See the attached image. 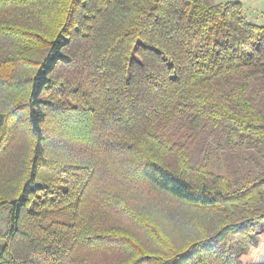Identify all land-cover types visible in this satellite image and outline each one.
<instances>
[{
  "label": "trees",
  "instance_id": "1",
  "mask_svg": "<svg viewBox=\"0 0 264 264\" xmlns=\"http://www.w3.org/2000/svg\"><path fill=\"white\" fill-rule=\"evenodd\" d=\"M146 193L198 234L154 230ZM259 223L264 26L240 1L0 0V264H93L122 243L116 264H243Z\"/></svg>",
  "mask_w": 264,
  "mask_h": 264
},
{
  "label": "rangeland",
  "instance_id": "2",
  "mask_svg": "<svg viewBox=\"0 0 264 264\" xmlns=\"http://www.w3.org/2000/svg\"><path fill=\"white\" fill-rule=\"evenodd\" d=\"M211 1L213 3H225L230 0ZM237 1L242 3L249 22L259 26H264V0ZM143 198H145V201L141 204V210L147 214V217L150 218V226L154 228V224L159 227L174 243L181 244L186 239L194 237L198 234V232H196L198 229L186 222V215L193 213V216H195L193 211L189 212L190 210L188 207L177 202H173L160 193H157L156 196L146 193ZM196 218L200 217L196 216ZM199 221L202 224H205V227L208 230V227L211 223H213V218L211 220H198V222ZM201 223H199V225H201ZM113 224L124 228L128 234L132 235L135 241L140 243V247L145 250L150 252L162 251L158 241L156 242V239H153L154 236H152V234L142 225L139 226L128 216L125 217L118 211L114 212ZM154 230L156 229L154 228ZM257 233L259 239L258 245L250 247L248 252L239 256L243 264H259V258L263 257L258 254L260 248L264 246V223H259L257 225ZM129 249H131L129 246L122 243L112 252L91 255V259H95L93 264H116L118 260L123 258L126 254H129Z\"/></svg>",
  "mask_w": 264,
  "mask_h": 264
},
{
  "label": "bare ground",
  "instance_id": "3",
  "mask_svg": "<svg viewBox=\"0 0 264 264\" xmlns=\"http://www.w3.org/2000/svg\"><path fill=\"white\" fill-rule=\"evenodd\" d=\"M264 246H262L259 250V254L258 255H262L263 257L259 258L260 262L259 264H264ZM260 257V256H259Z\"/></svg>",
  "mask_w": 264,
  "mask_h": 264
}]
</instances>
